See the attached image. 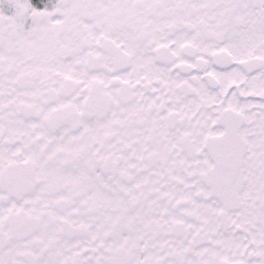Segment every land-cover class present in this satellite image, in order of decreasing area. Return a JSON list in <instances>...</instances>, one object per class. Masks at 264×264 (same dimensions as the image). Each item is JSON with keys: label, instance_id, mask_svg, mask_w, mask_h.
<instances>
[{"label": "snow or ice", "instance_id": "1", "mask_svg": "<svg viewBox=\"0 0 264 264\" xmlns=\"http://www.w3.org/2000/svg\"><path fill=\"white\" fill-rule=\"evenodd\" d=\"M0 264H264V0H0Z\"/></svg>", "mask_w": 264, "mask_h": 264}]
</instances>
